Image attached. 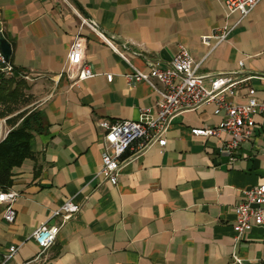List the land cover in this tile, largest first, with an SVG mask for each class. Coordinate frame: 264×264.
<instances>
[{
    "label": "crops",
    "instance_id": "crops-1",
    "mask_svg": "<svg viewBox=\"0 0 264 264\" xmlns=\"http://www.w3.org/2000/svg\"><path fill=\"white\" fill-rule=\"evenodd\" d=\"M72 7L120 48L126 45L139 69L155 61L167 66L186 46L207 82L221 74L247 78L231 96L234 103L248 100L249 87L264 98V2L215 46L214 38H203L226 25V0H0L11 64L29 77V108L40 110L46 123L31 140L34 156L14 169L10 187L21 193L14 222L4 219L0 203V263L264 264V225L239 238L233 227L244 190L264 184V117H255V137L231 162L220 153L227 135L192 133L221 121L215 104L185 111L171 121L163 150L156 145L129 160L116 185L101 179L106 130L99 122L137 120L159 97L148 83L129 82L131 66L88 27L81 29ZM79 34L86 38L84 63L98 73L81 80L67 61ZM69 198L82 211L36 260L33 231L54 224L51 214ZM12 245L19 250L5 259Z\"/></svg>",
    "mask_w": 264,
    "mask_h": 264
},
{
    "label": "built area",
    "instance_id": "built-area-1",
    "mask_svg": "<svg viewBox=\"0 0 264 264\" xmlns=\"http://www.w3.org/2000/svg\"><path fill=\"white\" fill-rule=\"evenodd\" d=\"M264 0H226L227 23L215 29L210 37L203 41L209 43L216 40L215 46L225 42L229 35L241 25L246 17ZM81 20L80 28L88 27L96 33L108 46L117 53L132 68L128 75L131 84L146 82L158 94V100L152 107L142 108L137 120H102L99 125L106 130L104 135L105 149L102 157V167L97 173L101 179L116 185L120 171L125 163L142 156L148 149L159 146L161 150L168 143L166 133L173 118L188 110H197L208 103L215 104V113L223 114L221 121L215 126L194 127L192 133L203 137L224 139L220 153L234 162L242 145L255 137L258 123L256 116L264 117V98L256 95V89L249 87L248 100L244 103H234L231 96L235 95L238 87L247 78L238 79L231 75H215L206 81L205 75L199 72L201 62H195L191 51L181 46L167 66L155 61L148 70L135 67L127 53V46L120 48L117 43L104 33L93 19L86 17L80 10L72 7ZM0 32H3L0 28ZM85 36L79 34L71 44L67 56L71 75L78 79L93 77L98 73L84 63ZM243 60L239 61L242 67ZM77 68V72L74 69ZM11 62H7L0 52V71L13 74ZM107 80L113 81L114 74L106 73ZM23 78L29 79L23 75ZM21 193L8 187H0V203L4 204V219L14 222L17 211L14 207ZM83 205L76 203L72 198L63 202L51 214V218H58L54 224L41 223L32 233L39 252L36 260L45 254L56 242L62 227L71 219L77 217ZM236 220L233 225L236 237L251 231L256 226L264 225V184L255 185L244 190L235 205ZM19 246L12 245L5 259L15 255ZM0 264H6L3 261Z\"/></svg>",
    "mask_w": 264,
    "mask_h": 264
},
{
    "label": "trees",
    "instance_id": "trees-1",
    "mask_svg": "<svg viewBox=\"0 0 264 264\" xmlns=\"http://www.w3.org/2000/svg\"><path fill=\"white\" fill-rule=\"evenodd\" d=\"M11 62V61H10ZM13 75L0 71V118L6 117L10 129L0 142V187L7 189L13 183V173L27 158L33 157L31 140L36 133L46 129L44 115L40 110H24L12 116L15 105L26 100L29 86L13 66Z\"/></svg>",
    "mask_w": 264,
    "mask_h": 264
},
{
    "label": "water",
    "instance_id": "water-1",
    "mask_svg": "<svg viewBox=\"0 0 264 264\" xmlns=\"http://www.w3.org/2000/svg\"><path fill=\"white\" fill-rule=\"evenodd\" d=\"M1 28V27H0ZM0 52L4 56L7 62L11 61L13 54V46L11 41L5 36L3 32H0ZM4 124L0 121V142L5 138L6 134L3 135Z\"/></svg>",
    "mask_w": 264,
    "mask_h": 264
},
{
    "label": "rangeland",
    "instance_id": "rangeland-1",
    "mask_svg": "<svg viewBox=\"0 0 264 264\" xmlns=\"http://www.w3.org/2000/svg\"><path fill=\"white\" fill-rule=\"evenodd\" d=\"M6 76H12L13 74H7V73H4ZM25 79V78H24ZM27 81V79H25ZM26 93V100H21L17 105H15V108H16V111L12 114V116L18 114L19 112L21 111H24V110H30L29 108V104L31 103V98L28 96V90L25 91ZM0 121L3 122L4 124V130H3V135L6 134L7 135V130L8 128H10V125H8L6 123V117L5 118H0Z\"/></svg>",
    "mask_w": 264,
    "mask_h": 264
}]
</instances>
